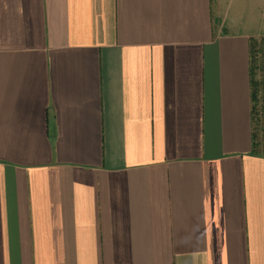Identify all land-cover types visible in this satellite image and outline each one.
I'll return each instance as SVG.
<instances>
[{
	"label": "crops",
	"instance_id": "0c3cea01",
	"mask_svg": "<svg viewBox=\"0 0 264 264\" xmlns=\"http://www.w3.org/2000/svg\"><path fill=\"white\" fill-rule=\"evenodd\" d=\"M262 36L264 0H0V264H264Z\"/></svg>",
	"mask_w": 264,
	"mask_h": 264
},
{
	"label": "trees",
	"instance_id": "16d2710c",
	"mask_svg": "<svg viewBox=\"0 0 264 264\" xmlns=\"http://www.w3.org/2000/svg\"><path fill=\"white\" fill-rule=\"evenodd\" d=\"M264 38L259 42L254 39H249V84H250V101H251V118L257 117L256 106L260 99L264 103V77L261 79L257 77V71H264V65L259 64L260 59H264ZM261 54V58L259 55ZM254 140V135H253ZM257 144L253 143V152L258 149Z\"/></svg>",
	"mask_w": 264,
	"mask_h": 264
},
{
	"label": "rangeland",
	"instance_id": "374dc122",
	"mask_svg": "<svg viewBox=\"0 0 264 264\" xmlns=\"http://www.w3.org/2000/svg\"><path fill=\"white\" fill-rule=\"evenodd\" d=\"M262 38H264V36L256 37L254 39H256L259 42ZM263 54H264V51H263ZM260 56H261V54L259 55V58H261ZM259 64L264 65V59L263 60L260 59ZM263 77H264V71L258 70L256 78L261 79ZM263 107H264V105L262 103V99H260L258 105L256 106V110L258 112V117L256 120H258V121L256 123H254V125L256 124V132H257L256 138L259 140L260 143H262V135L264 132V111H263ZM261 150H259V151L262 152Z\"/></svg>",
	"mask_w": 264,
	"mask_h": 264
}]
</instances>
